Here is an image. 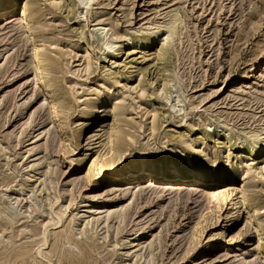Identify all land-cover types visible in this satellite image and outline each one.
<instances>
[{
	"label": "rangeland",
	"instance_id": "374dc122",
	"mask_svg": "<svg viewBox=\"0 0 264 264\" xmlns=\"http://www.w3.org/2000/svg\"><path fill=\"white\" fill-rule=\"evenodd\" d=\"M28 1L0 20V264H264V0ZM142 160L196 175L111 180Z\"/></svg>",
	"mask_w": 264,
	"mask_h": 264
},
{
	"label": "bare ground",
	"instance_id": "6f19581e",
	"mask_svg": "<svg viewBox=\"0 0 264 264\" xmlns=\"http://www.w3.org/2000/svg\"><path fill=\"white\" fill-rule=\"evenodd\" d=\"M80 1L84 3V0H80ZM17 6H18V10L16 13L17 15H15L13 14V11ZM28 14H33L32 10L30 9L28 0H20V1L9 0L4 8L0 7V20L2 23H4L3 25L15 21L18 17L25 19ZM54 104L56 107H59V104L57 102H55ZM114 108L115 107L112 106V109ZM97 111H100V109H97ZM105 129H106L105 124L99 125L97 131L101 133V131H104ZM261 140L264 146V137ZM145 160L134 163L129 169H124L122 167L118 168L116 171H114L111 180L122 182V181H129L132 179H136L138 176H147L150 178L151 181L155 180L158 177H161L164 178V180L166 181L177 182L179 180L186 179L189 176L194 177L196 175L194 170H190V171L182 170L178 167L165 169L163 166L149 164ZM216 180L218 181V183L221 184L225 182H229V184L239 185V187L243 190L244 193H246L248 190L247 189L248 174L245 171H241V172L235 171L233 173L221 172L217 176ZM194 187L195 186L193 185H186L188 191L192 190ZM134 188L135 187H132L131 190H133Z\"/></svg>",
	"mask_w": 264,
	"mask_h": 264
}]
</instances>
